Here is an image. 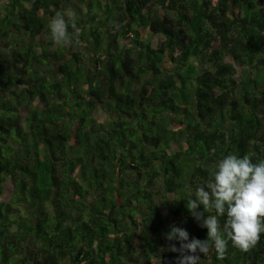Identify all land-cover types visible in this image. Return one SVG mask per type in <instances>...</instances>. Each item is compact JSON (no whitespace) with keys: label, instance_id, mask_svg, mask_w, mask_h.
<instances>
[{"label":"trees","instance_id":"16d2710c","mask_svg":"<svg viewBox=\"0 0 264 264\" xmlns=\"http://www.w3.org/2000/svg\"><path fill=\"white\" fill-rule=\"evenodd\" d=\"M70 1L0 14V264H178L165 234L207 239L185 201L208 169L264 159V0H74L79 43L58 46L45 18ZM195 255L264 264V234Z\"/></svg>","mask_w":264,"mask_h":264},{"label":"clouds","instance_id":"9594fccd","mask_svg":"<svg viewBox=\"0 0 264 264\" xmlns=\"http://www.w3.org/2000/svg\"><path fill=\"white\" fill-rule=\"evenodd\" d=\"M48 28L55 45L69 47L79 43L80 30L74 15L69 14L66 19L57 13L49 20ZM185 202L200 227L207 229V239L193 238L184 243L188 241L187 231L172 226L165 239L181 242L179 248L174 244L169 247L170 251L180 252L178 264H200V257L195 255L197 249L204 256L214 250L217 258L223 259L229 241L241 251L251 250L264 234V159L254 163L247 154L223 156L208 169V178L196 188L195 198L189 196ZM201 205L203 210L198 211ZM225 213L226 220L221 225L219 217Z\"/></svg>","mask_w":264,"mask_h":264},{"label":"rangeland","instance_id":"374dc122","mask_svg":"<svg viewBox=\"0 0 264 264\" xmlns=\"http://www.w3.org/2000/svg\"><path fill=\"white\" fill-rule=\"evenodd\" d=\"M75 1L72 0L70 1L64 8L62 11H58L56 12L53 16H49L47 18H45V22L48 25L49 20L54 17L57 13H62V14H72L73 12V8H71V6L75 5L74 3ZM7 5V0H0V14L4 13L5 7ZM82 6V5H81ZM142 36L145 40H147L152 46L156 45L160 39H161V35L159 33H152L150 31H148L147 28L142 29L141 30ZM128 43V38L127 37H123V38H119L118 39V46H123L125 44ZM38 48V47H37ZM224 59L227 61H231L233 63V66L236 68V73L239 70L240 66L235 64L232 59L230 58V56L228 54H226L224 56ZM35 102V101H33ZM20 111H22V109H20ZM92 113L94 115V117L96 119L102 120V119H108V113L106 110H104L103 107H101V105H96L93 110ZM180 144H178L177 142H171L170 148L168 149L169 151H172L174 148H177ZM157 186V183H156ZM9 192H10V181L8 178H5L3 183H2V193L0 195V198L5 200L8 198L9 196ZM160 205V210L162 213H164V208L162 206V202H159Z\"/></svg>","mask_w":264,"mask_h":264}]
</instances>
